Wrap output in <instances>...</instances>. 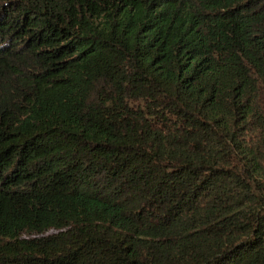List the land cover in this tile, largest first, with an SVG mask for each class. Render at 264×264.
Returning a JSON list of instances; mask_svg holds the SVG:
<instances>
[{"label":"trees","instance_id":"1","mask_svg":"<svg viewBox=\"0 0 264 264\" xmlns=\"http://www.w3.org/2000/svg\"><path fill=\"white\" fill-rule=\"evenodd\" d=\"M0 264H264V0H0Z\"/></svg>","mask_w":264,"mask_h":264}]
</instances>
